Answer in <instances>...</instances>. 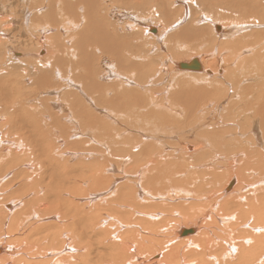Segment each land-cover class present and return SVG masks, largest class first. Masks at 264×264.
<instances>
[{
	"label": "bare ground",
	"instance_id": "6f19581e",
	"mask_svg": "<svg viewBox=\"0 0 264 264\" xmlns=\"http://www.w3.org/2000/svg\"><path fill=\"white\" fill-rule=\"evenodd\" d=\"M21 3L0 264H264V0Z\"/></svg>",
	"mask_w": 264,
	"mask_h": 264
},
{
	"label": "rangeland",
	"instance_id": "374dc122",
	"mask_svg": "<svg viewBox=\"0 0 264 264\" xmlns=\"http://www.w3.org/2000/svg\"><path fill=\"white\" fill-rule=\"evenodd\" d=\"M24 1V0H23ZM23 1L22 0H8V2H12V3H10V5H8V7L5 9V12H2V16L0 15V17L1 18H6V17H8V15L7 14H9V15H11V17H13L14 16V14H13V12H14V10H18L19 9V7H18V5L17 4H19V3H21V4H23ZM16 5V6H15ZM12 8L13 9V12H12V9H10V8ZM15 7V8H14ZM9 12V13H8ZM22 15V14H21ZM21 15H19L18 16V20H16V21H14L15 22V24L13 25H10V26H8V28L13 32H11V31H9L8 33H9V35H10V37H12L13 39H11V41L12 42H14V44L18 47V49L16 48V47H14V50H13V52H14V56H21L22 55V52L24 53V50L25 49H27V47L29 46V47H33V49H35L36 50V52H37V54H39L40 52H41V49L40 48H38L39 49V51H38V49H37V44H34V43H32L31 41L29 42L28 40H26V38L28 37V33L25 31V30H23V27H22V22L20 21V18H21ZM3 20V19H2ZM4 21V20H3ZM18 23V24H17ZM152 25H153V23H152ZM13 29V30H12ZM19 29V30H18ZM5 31V30H4ZM19 31V32H18ZM29 31V30H28ZM151 31V30H150ZM32 32H34V31H32ZM152 32V31H151ZM8 33H7V35H8ZM25 33V34H24ZM152 33H154V32H152ZM16 34V35H15ZM24 34V35H23ZM156 34V33H155ZM5 35H6V33H5ZM4 36V35H3ZM16 36V37H15ZM7 37V36H6ZM15 37V38H14ZM8 38V37H7ZM1 39H3V37H1L0 38V40ZM9 39V38H8ZM25 41H26V43H25ZM19 42H20V44H19ZM22 42V43H21ZM16 43H18V44H16ZM25 43V44H24ZM30 43V44H29ZM47 47V46H46ZM45 47V48H46ZM20 48V49H19ZM48 49V48H47ZM46 49V50H47ZM47 52V51H46ZM39 56V55H38ZM190 56V55H189ZM186 58H188V57H186ZM185 58V59H186ZM24 65L25 64H23V65H21V67L23 68L24 67ZM24 73H27L26 71L24 72ZM28 74V73H27ZM210 74V73H209ZM30 77H32L31 75H29ZM35 86V84H34V80L31 82H27L26 83V87L24 88V93H26L27 92V90H30V89H32L33 87ZM55 87V86H54ZM46 94V93H45ZM51 96H53V95H51ZM50 96V97H51ZM190 125H189V127L191 128L192 126H194V124L193 123H190V122H188ZM192 124V125H191ZM192 136V135H191ZM191 136H189L188 138H186L185 139V141H192V137ZM196 139V138H199L200 140H202L199 136H197V135H193V139ZM191 139V140H190ZM199 140V141H200ZM195 142V141H194ZM193 142V143H194ZM197 151V150H196ZM187 152H194V151H187ZM233 158H236V157H231L230 158V174H229V177H230V175H231V172H232V165H231V161H232V159ZM237 159V158H236ZM237 161L239 162V160L237 159ZM238 165H239V163L236 165V171H238ZM228 177V179H226V181H224V186L223 187H225L226 186V184L228 183V181H231L233 178H232V176L229 178ZM232 178V179H231ZM231 179V180H230ZM219 190H221V189H218V190H216V191H219ZM228 195V194H227ZM182 225H184V224H182ZM181 225V226H182ZM181 226H179V229H180V227ZM183 228H188V229H190L191 227H183Z\"/></svg>",
	"mask_w": 264,
	"mask_h": 264
}]
</instances>
